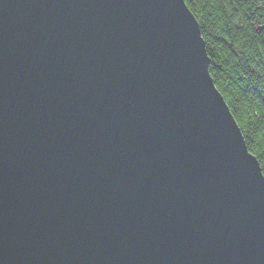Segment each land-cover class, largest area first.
<instances>
[{"label": "water", "instance_id": "1", "mask_svg": "<svg viewBox=\"0 0 264 264\" xmlns=\"http://www.w3.org/2000/svg\"><path fill=\"white\" fill-rule=\"evenodd\" d=\"M185 0H0V264H264V174Z\"/></svg>", "mask_w": 264, "mask_h": 264}, {"label": "trees", "instance_id": "2", "mask_svg": "<svg viewBox=\"0 0 264 264\" xmlns=\"http://www.w3.org/2000/svg\"><path fill=\"white\" fill-rule=\"evenodd\" d=\"M209 72L264 174V0H185Z\"/></svg>", "mask_w": 264, "mask_h": 264}]
</instances>
